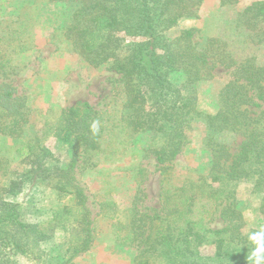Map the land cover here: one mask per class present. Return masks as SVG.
Instances as JSON below:
<instances>
[{"label": "trees", "instance_id": "16d2710c", "mask_svg": "<svg viewBox=\"0 0 264 264\" xmlns=\"http://www.w3.org/2000/svg\"><path fill=\"white\" fill-rule=\"evenodd\" d=\"M60 1L70 15L58 39L91 68L110 64L121 84L120 113L103 119L88 104L73 106L46 123L40 137L21 144L15 151L19 169L8 171L0 157V177L8 178L0 185V264H18L17 257L32 264H72L90 249L91 211L75 175L95 167L94 157L113 161L118 155L117 149L103 151L105 134L127 145L149 138L141 156L154 161L162 187L157 208H138L137 190L126 215L116 219L121 246L135 248L133 264H256L264 257V229L246 228L237 191L246 183L261 195L264 216V66L252 58L236 59L228 39L198 43L192 28L170 34L181 19L195 17L203 0H47ZM238 2L220 0V5ZM234 31L241 43L264 46V2L237 13ZM21 36L15 30L11 41ZM2 65V76L14 75L17 66L7 60ZM216 68L228 71L229 81L218 93L216 111L202 113L196 84L210 79ZM252 108L260 109L256 117ZM30 117L26 95L9 82L0 84V137L21 138ZM198 119L205 127L209 171L175 188L172 162L188 145ZM49 136L59 153L45 146ZM126 171L137 187L144 182V168L131 164ZM44 198L53 203L50 221L24 223L22 213L38 214L36 204ZM202 247L213 253L202 255Z\"/></svg>", "mask_w": 264, "mask_h": 264}, {"label": "rangeland", "instance_id": "374dc122", "mask_svg": "<svg viewBox=\"0 0 264 264\" xmlns=\"http://www.w3.org/2000/svg\"><path fill=\"white\" fill-rule=\"evenodd\" d=\"M24 1L0 0V84L9 82L18 94L26 95L27 105L31 109L30 123L21 138L0 137V157L6 162L8 171L20 168L15 151L21 144L32 137H40L46 123L56 121L63 110L88 104L103 114L100 116L103 119L111 116L116 119L120 113L121 84L119 76L108 70L110 64L91 68L58 39L59 31L70 15L64 3L29 0V4H22ZM255 1L264 2L239 0L235 6L222 7L220 0H203L195 17L181 19L170 34L192 28L196 31L195 40L198 43L210 37L228 39L229 49L236 59L252 58L256 65L264 66V46L241 43L234 31L237 13ZM15 30H21V41H11ZM6 60L17 68L14 75L4 77L1 66ZM5 70L8 74L12 73L11 69ZM228 81L229 72L219 68L212 71L210 79L199 81L196 84L198 110L213 114L217 109L218 93ZM251 110L253 117L260 111L258 108ZM204 134L202 119L195 120L188 145L172 162L170 183L175 188L186 179L207 175L210 163L204 150ZM104 138V152L117 149L118 155L111 158L113 161H105L103 156H97L93 158L95 167L76 171V182L84 189L88 199L94 240L90 249L75 257L72 264H133L135 248L128 243L121 246L123 235L116 230V219L126 215L137 190L141 192L138 196L141 199L136 204L138 208L150 212L158 206V194L162 187L154 161L141 156V150L147 146L149 138H134L129 145L115 142L108 134ZM240 142L238 138L232 144V153ZM44 144L54 153L61 150L57 141L50 136L44 139ZM132 153L136 154L133 158ZM131 164L145 169L146 177L139 187L134 184L132 173L126 171ZM7 182V177H0L1 186ZM237 199L244 206L246 228L264 229V216L259 213L261 195L254 193L249 184L243 183L238 187ZM52 204L51 200L45 198L39 200L36 204L39 213L24 211L22 221L30 224L47 223L51 219ZM53 243L59 246L62 241L56 237ZM200 252L210 256L213 249L202 247ZM16 262L32 264L21 257H17Z\"/></svg>", "mask_w": 264, "mask_h": 264}, {"label": "clouds", "instance_id": "9594fccd", "mask_svg": "<svg viewBox=\"0 0 264 264\" xmlns=\"http://www.w3.org/2000/svg\"><path fill=\"white\" fill-rule=\"evenodd\" d=\"M256 264H264V257H260L256 260Z\"/></svg>", "mask_w": 264, "mask_h": 264}]
</instances>
